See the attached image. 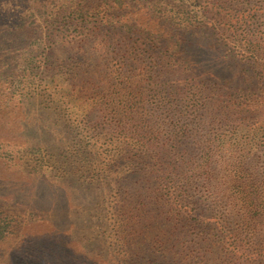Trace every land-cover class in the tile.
<instances>
[{"label":"trees","instance_id":"16d2710c","mask_svg":"<svg viewBox=\"0 0 264 264\" xmlns=\"http://www.w3.org/2000/svg\"><path fill=\"white\" fill-rule=\"evenodd\" d=\"M6 1L0 82L90 96L112 235L151 230L126 264H264V0Z\"/></svg>","mask_w":264,"mask_h":264},{"label":"rangeland","instance_id":"374dc122","mask_svg":"<svg viewBox=\"0 0 264 264\" xmlns=\"http://www.w3.org/2000/svg\"><path fill=\"white\" fill-rule=\"evenodd\" d=\"M53 97L15 103L10 89L0 92V264H126V254L148 252L151 230L140 233L137 222L112 235L104 194L114 178L103 190L90 184V96ZM74 148L88 160L68 157ZM145 254L143 264L157 258Z\"/></svg>","mask_w":264,"mask_h":264}]
</instances>
